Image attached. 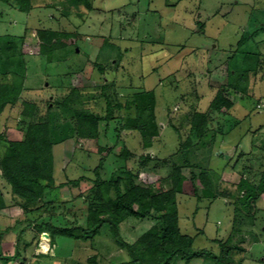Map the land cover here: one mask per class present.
I'll return each mask as SVG.
<instances>
[{
    "label": "rangeland",
    "instance_id": "rangeland-1",
    "mask_svg": "<svg viewBox=\"0 0 264 264\" xmlns=\"http://www.w3.org/2000/svg\"><path fill=\"white\" fill-rule=\"evenodd\" d=\"M56 1H38L30 13L0 1V81L10 80L16 71L25 77L21 97L0 115V131H6L10 139L21 138L30 121L21 114L23 100L37 101L45 113L72 86L96 95L102 83L115 80L123 102L133 92L127 85L154 89L160 135L148 152L139 133L121 128L123 119L119 117L101 122L98 140L72 137L55 145L54 177L56 184L82 175L93 177L102 156L97 148L107 146L110 151L102 178L126 164L137 171L139 155L151 153L158 158L149 163V169L141 168L139 183L169 188L166 178L173 167L171 155L187 136L189 113L209 112L213 133L188 154L196 165L183 168L177 209L182 232L196 236L192 250H207L212 255L195 257L189 263L177 256L170 264H219L213 257L220 251L216 239L223 241L230 235V244L244 249L240 254L232 252L234 260L244 257L242 264H264V196L254 204V214L249 216L248 209L240 212L239 223H233L232 204L240 177L249 172L247 167H252L248 175L253 178L264 167V0H93L92 10L74 5L65 10L64 1ZM39 28L77 31L81 37L75 46L51 57L29 53L28 48L21 54L23 44L30 49L36 46ZM244 36L246 42L238 46ZM98 64L104 72L98 70ZM229 71L233 81L239 82V91L245 88V93L232 91L234 105L229 111H210V102L225 86ZM97 103L92 108L103 113L104 103ZM122 113L126 116L129 111ZM124 144L136 153L127 162L119 156ZM168 158L170 161L163 162ZM201 168L219 171L221 187L230 196L202 197L201 184L191 180ZM116 172L118 175L119 170ZM91 186L86 181L81 187L67 185L47 194L45 200L58 199L57 224L85 223ZM0 189L5 204L0 209V258L12 256L8 264H117L130 259L109 225L95 242L65 236L51 239L33 225L21 234L27 222L22 220V207L1 169ZM154 223L149 218L130 217L120 224V235L132 243Z\"/></svg>",
    "mask_w": 264,
    "mask_h": 264
},
{
    "label": "trees",
    "instance_id": "trees-1",
    "mask_svg": "<svg viewBox=\"0 0 264 264\" xmlns=\"http://www.w3.org/2000/svg\"><path fill=\"white\" fill-rule=\"evenodd\" d=\"M0 1L26 13H30L39 2L57 3L56 0ZM63 1L65 10L73 5L82 6L86 10L93 9V0ZM35 33L36 46L30 49L31 47L23 44L21 54H26L28 48L29 53L51 57L55 52L75 46L81 37L77 31L68 32L51 28H39ZM246 39L245 36L242 37L238 46L245 43ZM98 70L104 72L103 65L98 64ZM232 74L233 72L229 71L225 86L212 98L210 111L227 112L233 107L232 91H240L239 82L233 81ZM12 75L10 80L0 81V115L8 105L17 103L25 90V77L17 71ZM240 80H244V76ZM127 88L129 91L132 88L133 92L131 90V93L126 94L127 99L123 102L120 100L121 93L117 90L115 80L102 83L96 95H93L92 90L72 86L63 96L54 100L53 110L47 109L45 113L40 110L37 101L23 100L21 114L30 121L22 137L10 139L6 131H0V145L3 144L4 147V151H0L1 175L10 185L13 198L22 207V220L27 222L20 233L24 234L33 225L37 232L40 234L47 232L51 239L65 236L77 241L93 242L103 227L109 225L118 244L126 248L130 256L129 260L117 264H170L177 256L183 257L186 263H189L195 257L211 256L212 253L207 250H192L196 236L182 232L177 209L178 194L183 192L185 178L183 168H192L196 165L188 154L201 145L202 138L213 133L210 131L211 119L207 111L193 110L189 113L187 136L184 140L181 138L178 150L171 155L173 167L166 178V181H170L169 188L139 183L141 168L149 169V163L158 158L151 153L139 155L140 168L137 171L126 164L115 170L109 178H102L101 170L105 156L110 151L107 146L97 148V153L102 156L100 163L93 169V177L82 175L56 184L53 147L72 137L77 140H98L101 122L109 123L120 117L123 119L121 128L124 131L140 134L143 149L153 146L155 139L160 135L156 114V92L154 89H137L132 85H127ZM241 91L240 93H245V88H241ZM99 101L104 103L103 113L92 108L94 105L97 106ZM132 109L134 115H131ZM123 110L129 113L125 116ZM175 129L179 131L176 126ZM119 156L127 162L129 158L135 157L136 153L124 144ZM178 160H182L183 163H178ZM167 161H170L169 158L163 159V162ZM248 171L243 173L236 185L237 196L232 203L235 206L233 223H239L240 212L243 209H248L249 216L254 214V204L264 195V167L258 173H254L257 175L255 178L248 175L252 170ZM191 180L193 183L198 180L201 184L202 197L217 199L221 196L226 198L231 194L221 187L222 174L216 169L201 168L198 174H192ZM86 181L92 182L89 190L93 195L88 205L85 223L68 221L63 225L57 224L55 204L58 199L45 200L47 194L67 185L78 188ZM194 192L197 193L196 186ZM45 201L48 203L44 204ZM4 207L0 189V209ZM38 211L40 212L36 213ZM46 211L49 213L45 217L43 214ZM130 217L149 218L155 222L132 243L123 240L120 235V224ZM23 221L17 220L18 223ZM231 239L232 235L223 241L216 239L220 251L213 257L219 264H242L244 260V257L234 260L232 252L240 254L244 249L231 245ZM12 258L9 255L2 256L0 264H8Z\"/></svg>",
    "mask_w": 264,
    "mask_h": 264
},
{
    "label": "crops",
    "instance_id": "crops-1",
    "mask_svg": "<svg viewBox=\"0 0 264 264\" xmlns=\"http://www.w3.org/2000/svg\"><path fill=\"white\" fill-rule=\"evenodd\" d=\"M151 148H152V147H151ZM151 148L146 149L147 152H148V150L151 149ZM152 155H153V154H152ZM247 168H248V170H252V167H251V166H250V167H247ZM225 169H226V168H225ZM228 171H230V170H227V172H228ZM228 173H230V172H228ZM263 196H264V195H263ZM263 196H262V197H263ZM97 236H98V235H97ZM97 236H96V237H97ZM137 238H138V237H137ZM95 241H96V238H95ZM95 241H94V242H95Z\"/></svg>",
    "mask_w": 264,
    "mask_h": 264
},
{
    "label": "bare ground",
    "instance_id": "bare-ground-1",
    "mask_svg": "<svg viewBox=\"0 0 264 264\" xmlns=\"http://www.w3.org/2000/svg\"><path fill=\"white\" fill-rule=\"evenodd\" d=\"M43 245H44V247H47L48 245H47V242H43Z\"/></svg>",
    "mask_w": 264,
    "mask_h": 264
},
{
    "label": "water",
    "instance_id": "water-1",
    "mask_svg": "<svg viewBox=\"0 0 264 264\" xmlns=\"http://www.w3.org/2000/svg\"><path fill=\"white\" fill-rule=\"evenodd\" d=\"M45 236H48V234H45Z\"/></svg>",
    "mask_w": 264,
    "mask_h": 264
}]
</instances>
